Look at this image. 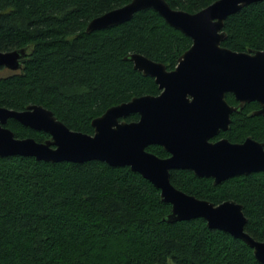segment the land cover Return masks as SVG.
Listing matches in <instances>:
<instances>
[{
	"label": "trees",
	"instance_id": "obj_1",
	"mask_svg": "<svg viewBox=\"0 0 264 264\" xmlns=\"http://www.w3.org/2000/svg\"><path fill=\"white\" fill-rule=\"evenodd\" d=\"M129 1L0 0V49L29 47L23 71L0 77V105L21 110L43 104L70 128L93 133L92 119L110 106L159 94L155 79L136 70L126 56L140 52L174 69L191 37L154 9L111 28L86 31L91 19ZM168 1L197 12L216 0ZM224 29V46L264 50V0L227 17ZM253 105L234 113L227 131L232 138L252 134L264 140V115L250 116ZM7 126L18 137H50L13 118ZM147 149L168 155L159 145ZM171 180L216 204L242 203L246 231L264 240V171L215 184L191 170L174 169ZM170 211L160 190L129 166L0 156V264H167L169 259L261 264L242 239L210 228L203 218L167 222Z\"/></svg>",
	"mask_w": 264,
	"mask_h": 264
},
{
	"label": "water",
	"instance_id": "obj_2",
	"mask_svg": "<svg viewBox=\"0 0 264 264\" xmlns=\"http://www.w3.org/2000/svg\"><path fill=\"white\" fill-rule=\"evenodd\" d=\"M262 0H216L197 12L174 8L168 0H130L91 19L87 32L111 28L131 20L144 9H154L171 26L191 37V46L169 70L165 63L140 52L126 56L134 68L153 77L161 92L142 94L110 106L92 119L93 133L74 130L43 104L17 110L0 105V156H31L47 162L99 160L111 166H129L156 186L163 201L171 204L167 222L203 218L210 228L245 241L264 264V240L245 229L248 217L235 199L215 203L178 188L172 169H190L198 177H213L220 183L234 175L264 171L263 144L247 139L211 142L220 128L226 129L230 106L226 92L241 103L259 100L264 113V50L236 51L222 42L227 37L225 20L244 6ZM29 47L0 49V68L23 71ZM138 114L137 120H127ZM16 119L26 127L47 132L39 141L18 137L6 124ZM162 145L170 153L160 157L147 150Z\"/></svg>",
	"mask_w": 264,
	"mask_h": 264
},
{
	"label": "flooded vegetation",
	"instance_id": "obj_3",
	"mask_svg": "<svg viewBox=\"0 0 264 264\" xmlns=\"http://www.w3.org/2000/svg\"><path fill=\"white\" fill-rule=\"evenodd\" d=\"M28 56V55H27ZM26 56V57H27ZM23 66H24V64H23ZM1 68H5V67H1ZM0 68V69H1ZM8 69V68H7ZM9 70H11V69H9ZM169 70H172V69H169ZM12 71V73L11 74H14V73H18V71H14V70H11ZM20 72V71H19ZM160 90V89H159ZM160 92H161V90H160ZM159 92V93H160ZM231 96V95H233V97H234V99H233V102H231L230 100H228V96ZM225 99H226V101L228 102V104L230 105V106H234V107H238V110H235V111H233L232 113H231V115H230V118H231V120H230V122H229V124H228V127L226 128V129H224V128H220V130L213 136V137H211L210 138V141L211 142H217V141H220V140H222V139H228L231 143H244L247 139H251V140H254V141H257V142H259V143H261V144H263V147H264V140H262V139H260V138H258V137H255L254 135H252V134H248V135H246V136H244V137H242V138H239V139H236V138H232L229 134H227V131L231 128V126H232V117H233V115H234V113H237V112H240V111H242L243 109H245L246 107H247V105L248 104H250V103H254V105H253V107H250L249 109H250V112L248 113L250 116H254V115H264V113H258L257 114V111H259L260 109H262L263 108V105H262V103L259 101V100H247V101H245L244 103H241V101L240 100H238L237 98H236V96H235V94L233 93V92H230V91H228V92H226V95H225ZM10 119H12V118H9L8 119V121L10 120ZM7 125V124H6ZM151 145H159V144H151ZM150 146V145H149ZM159 146H161V147H163L162 145H159ZM164 148V147H163ZM165 149V148H164ZM148 150V149H147ZM166 150V149H165ZM150 151V150H149ZM152 152V151H151ZM167 153H168V155L167 156H164V157H168V156H170V153L168 152V151H166ZM161 157V156H160ZM174 169H172L171 171H173ZM188 170H190V169H188ZM192 171V170H191ZM259 172H263V171H259ZM251 173H256V172H251ZM251 173H249V174H251ZM195 174V173H194ZM249 174H240V175H234V176H241V175H249ZM197 176V175H196ZM234 176H232V177H234ZM208 178H212L213 179V181H214V183H215V178H213V177H208ZM229 178H231V177H229ZM228 178V179H229ZM227 180V179H226ZM226 180H223V181H226ZM222 181V182H223ZM222 182H220V183H222ZM220 183H217V184H220ZM216 184V183H215Z\"/></svg>",
	"mask_w": 264,
	"mask_h": 264
},
{
	"label": "rangeland",
	"instance_id": "obj_4",
	"mask_svg": "<svg viewBox=\"0 0 264 264\" xmlns=\"http://www.w3.org/2000/svg\"><path fill=\"white\" fill-rule=\"evenodd\" d=\"M11 73H12V71L7 69V68H1L0 69V77L7 76V75H9ZM167 264H176V263L172 259H169Z\"/></svg>",
	"mask_w": 264,
	"mask_h": 264
}]
</instances>
